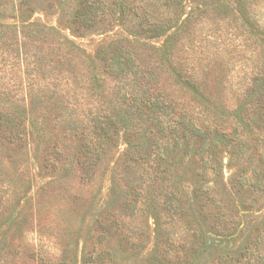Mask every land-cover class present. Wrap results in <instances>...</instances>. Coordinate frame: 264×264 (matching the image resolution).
<instances>
[{
  "label": "rangeland",
  "instance_id": "rangeland-1",
  "mask_svg": "<svg viewBox=\"0 0 264 264\" xmlns=\"http://www.w3.org/2000/svg\"><path fill=\"white\" fill-rule=\"evenodd\" d=\"M259 5L255 12L264 17V0ZM75 6L76 0H35L31 21L55 27L72 41L82 57L80 72L86 74L100 50L134 38L120 17L75 34L70 27ZM239 13V0H182L176 24L183 30L181 43L195 48L188 52L191 61L198 65L200 58L201 66L211 65L198 68L199 82L218 102L241 83L254 49L242 47L246 33ZM176 29L148 43L161 48ZM46 45V51L58 47ZM2 47L0 94L20 97L24 69L4 65ZM211 107L223 118L221 109ZM45 123V137L22 143L4 139L0 130V264H264V192L237 186L241 177L252 180L256 169L264 189L263 121L253 124L245 156L231 161L232 148L222 143L215 156H205L206 169L194 148L187 153L184 145L167 144L164 160H149L144 171L132 166L124 132L105 161L86 171L82 142L52 118ZM156 174L165 178L171 202L158 192L152 198L150 188L135 191V181Z\"/></svg>",
  "mask_w": 264,
  "mask_h": 264
},
{
  "label": "trees",
  "instance_id": "trees-1",
  "mask_svg": "<svg viewBox=\"0 0 264 264\" xmlns=\"http://www.w3.org/2000/svg\"><path fill=\"white\" fill-rule=\"evenodd\" d=\"M259 3L239 0V20L246 33L242 47L254 49L241 83L230 98L223 96L218 102L219 98L212 100L203 93L199 82L203 72L198 68L211 65L201 66L200 58L198 65L191 61L195 48L189 40L192 46L185 47L183 30L176 29L182 0H76L70 22L75 34L81 36L108 18L120 17L134 38L116 40L100 50L87 75L80 72L83 64L77 60L82 57L72 41L55 27L31 21L35 0H0V45L7 54L2 62H8L11 71L23 68L26 75L22 96L0 94L1 135L13 143L45 137V120L52 118L69 137L82 142L86 171L105 161L122 132L132 166L140 170L151 159L163 161L167 144L176 149L184 145L187 153L194 148L206 169L210 162L205 156H215L222 143L232 148L231 161L245 156L253 124L264 122V17L255 12ZM9 16L14 21H6ZM175 29L161 48L148 43ZM48 41L58 47L44 50ZM60 49L68 52L61 54ZM211 106L221 109L223 118ZM28 111L34 116L27 117ZM251 177H241L237 186L264 192L256 169ZM139 180L133 183L135 191L150 188L152 198H158V192L164 201H172L164 177L156 174Z\"/></svg>",
  "mask_w": 264,
  "mask_h": 264
}]
</instances>
